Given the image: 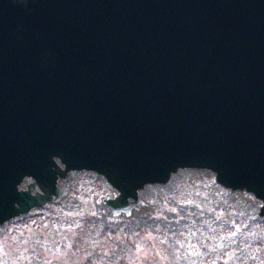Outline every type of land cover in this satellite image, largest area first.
<instances>
[{
	"label": "water",
	"instance_id": "95a60500",
	"mask_svg": "<svg viewBox=\"0 0 264 264\" xmlns=\"http://www.w3.org/2000/svg\"><path fill=\"white\" fill-rule=\"evenodd\" d=\"M183 168L264 216V0H0V225L71 171L129 215Z\"/></svg>",
	"mask_w": 264,
	"mask_h": 264
},
{
	"label": "rangeland",
	"instance_id": "374dc122",
	"mask_svg": "<svg viewBox=\"0 0 264 264\" xmlns=\"http://www.w3.org/2000/svg\"><path fill=\"white\" fill-rule=\"evenodd\" d=\"M58 184V202L0 225V264H264L262 201L210 170L146 184L129 215L111 213L103 198L118 191L95 171Z\"/></svg>",
	"mask_w": 264,
	"mask_h": 264
}]
</instances>
